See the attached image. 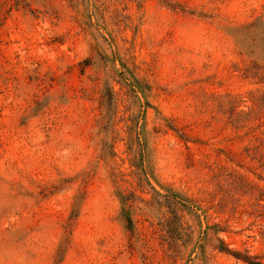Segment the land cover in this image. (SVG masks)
<instances>
[{
	"label": "rangeland",
	"instance_id": "rangeland-1",
	"mask_svg": "<svg viewBox=\"0 0 264 264\" xmlns=\"http://www.w3.org/2000/svg\"><path fill=\"white\" fill-rule=\"evenodd\" d=\"M263 150L264 0H0V264H264Z\"/></svg>",
	"mask_w": 264,
	"mask_h": 264
},
{
	"label": "trees",
	"instance_id": "trees-1",
	"mask_svg": "<svg viewBox=\"0 0 264 264\" xmlns=\"http://www.w3.org/2000/svg\"><path fill=\"white\" fill-rule=\"evenodd\" d=\"M259 158H260V161L263 162L264 164V150L263 152L261 153V155H259ZM177 197V196H176ZM127 221H128V228L129 229H132V221L130 218H127ZM219 241V245L217 247V249L221 252V253H226V254H230V255H235L233 254V252L225 245V243L221 240H218ZM237 257V256H236Z\"/></svg>",
	"mask_w": 264,
	"mask_h": 264
}]
</instances>
